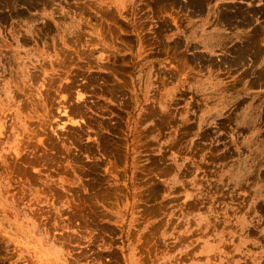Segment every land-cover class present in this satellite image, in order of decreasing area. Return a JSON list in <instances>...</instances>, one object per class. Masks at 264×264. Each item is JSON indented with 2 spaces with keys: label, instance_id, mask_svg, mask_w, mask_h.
<instances>
[{
  "label": "rangeland",
  "instance_id": "374dc122",
  "mask_svg": "<svg viewBox=\"0 0 264 264\" xmlns=\"http://www.w3.org/2000/svg\"><path fill=\"white\" fill-rule=\"evenodd\" d=\"M0 264H264V0H0Z\"/></svg>",
  "mask_w": 264,
  "mask_h": 264
}]
</instances>
